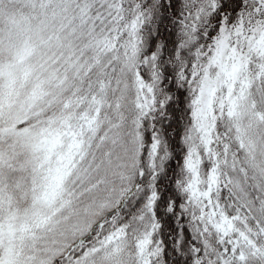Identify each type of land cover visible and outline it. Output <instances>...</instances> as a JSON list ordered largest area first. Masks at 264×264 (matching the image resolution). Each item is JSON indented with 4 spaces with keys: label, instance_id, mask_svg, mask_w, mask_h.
I'll return each instance as SVG.
<instances>
[{
    "label": "snow or ice",
    "instance_id": "snow-or-ice-1",
    "mask_svg": "<svg viewBox=\"0 0 264 264\" xmlns=\"http://www.w3.org/2000/svg\"><path fill=\"white\" fill-rule=\"evenodd\" d=\"M0 264H264V0H0Z\"/></svg>",
    "mask_w": 264,
    "mask_h": 264
}]
</instances>
